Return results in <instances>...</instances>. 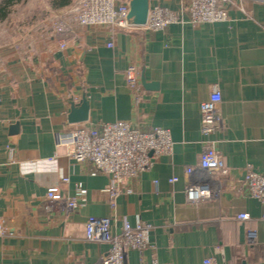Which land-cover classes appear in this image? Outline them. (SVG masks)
<instances>
[{
    "label": "crops",
    "instance_id": "0c3cea01",
    "mask_svg": "<svg viewBox=\"0 0 264 264\" xmlns=\"http://www.w3.org/2000/svg\"><path fill=\"white\" fill-rule=\"evenodd\" d=\"M76 1L54 7L51 0L23 34L0 42V264H97L109 246L86 239L91 215L111 217L112 233L126 221L152 225L150 245L127 251L130 263L264 264V204L243 183L247 165L264 174V0H231L226 21L199 24L188 19V0H149L178 20L159 30L113 29L81 26L68 15L70 25L57 31ZM131 64L142 85L138 103L127 84ZM214 85L225 127L209 138L226 171L204 177L200 103ZM82 100L87 119L71 122L70 109ZM117 120L169 128L172 153L117 183L57 142L58 133ZM188 166L196 167L191 177ZM173 176L179 179L170 182ZM203 180L214 196L189 202L187 185ZM112 184L121 191L115 207ZM51 186L77 205L49 208ZM243 212L250 218L238 219ZM248 229L257 232L255 243Z\"/></svg>",
    "mask_w": 264,
    "mask_h": 264
},
{
    "label": "built area",
    "instance_id": "2783aa9c",
    "mask_svg": "<svg viewBox=\"0 0 264 264\" xmlns=\"http://www.w3.org/2000/svg\"><path fill=\"white\" fill-rule=\"evenodd\" d=\"M231 0H188L186 5L188 19L192 24L213 23L226 21L228 4ZM128 2L119 0H77L60 17L62 21L56 25L59 32H64L70 23L64 19L66 16L73 18L74 22L81 26H107L113 29H127L126 20ZM178 20L176 13L164 6L150 7L145 26L151 30L164 29L169 24ZM62 48L67 46V41L62 39ZM113 46V42H109ZM139 72L135 65L131 64L126 70L127 84L133 93L135 102L141 100V82ZM222 93L217 85H214L208 98L201 101V132L207 136L202 145L198 168L204 177L214 172H225L222 153L209 137L225 127L223 115L220 111ZM58 144H66V154L77 161H90L97 170L108 174L113 181L119 183L126 177L136 176L144 169L150 168L155 157L161 154H171L173 150V138L169 128L152 126L146 129L133 126L125 120L113 122H101L93 126H79L68 133L57 134ZM196 167L186 168L187 177L195 174ZM68 180L67 178H63ZM179 178L173 176L170 182ZM243 183L249 194L264 204V174L256 172L251 165H247L243 177ZM112 199L111 205L115 207V199L121 193L120 189L112 184L108 188ZM186 199L191 203H198L205 199H211L214 194L208 180L190 182L185 189ZM48 207L57 202L60 207L70 211L77 205L75 198L63 197L58 186H51L47 190ZM238 219H249V213L243 212L237 215ZM111 217H88L86 222V239L89 241L107 243L108 250L103 254L97 264H165L157 259L145 261L140 259L137 263L127 260L128 250H137L141 254L148 247L149 235L152 225L148 222H139L131 225L125 222L121 231L111 232ZM3 225L0 223V233ZM247 239L250 243L257 241V232L254 229L247 230ZM218 252L221 249H217ZM205 264H212L213 258L205 259Z\"/></svg>",
    "mask_w": 264,
    "mask_h": 264
},
{
    "label": "rangeland",
    "instance_id": "374dc122",
    "mask_svg": "<svg viewBox=\"0 0 264 264\" xmlns=\"http://www.w3.org/2000/svg\"><path fill=\"white\" fill-rule=\"evenodd\" d=\"M49 2L51 0H26L13 5L8 17L0 20V42L23 34L27 27L38 21Z\"/></svg>",
    "mask_w": 264,
    "mask_h": 264
},
{
    "label": "water",
    "instance_id": "95a60500",
    "mask_svg": "<svg viewBox=\"0 0 264 264\" xmlns=\"http://www.w3.org/2000/svg\"><path fill=\"white\" fill-rule=\"evenodd\" d=\"M150 9L149 0H129L128 1V12L126 15V20L129 25L141 26L145 25L148 19ZM143 84L148 86L145 79H142ZM88 116V103L84 100L81 101L79 108L73 106L70 109V121H83L86 120Z\"/></svg>",
    "mask_w": 264,
    "mask_h": 264
},
{
    "label": "trees",
    "instance_id": "16d2710c",
    "mask_svg": "<svg viewBox=\"0 0 264 264\" xmlns=\"http://www.w3.org/2000/svg\"><path fill=\"white\" fill-rule=\"evenodd\" d=\"M26 0H2L0 3V20H4L11 13V8L13 5L23 2ZM73 0H52L54 7H63L71 4Z\"/></svg>",
    "mask_w": 264,
    "mask_h": 264
}]
</instances>
